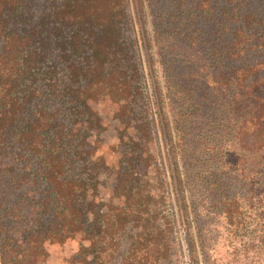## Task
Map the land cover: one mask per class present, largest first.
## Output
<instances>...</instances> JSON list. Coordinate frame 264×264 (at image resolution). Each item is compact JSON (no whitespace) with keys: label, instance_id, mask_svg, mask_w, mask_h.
<instances>
[{"label":"trees","instance_id":"1","mask_svg":"<svg viewBox=\"0 0 264 264\" xmlns=\"http://www.w3.org/2000/svg\"><path fill=\"white\" fill-rule=\"evenodd\" d=\"M178 1L192 11L130 39L125 0H0V264H39L67 241V264H181L175 221L189 264H264V238L236 244L248 215L264 226V0ZM138 39L166 179L143 122L112 163L94 139L103 104L132 126Z\"/></svg>","mask_w":264,"mask_h":264},{"label":"rangeland","instance_id":"2","mask_svg":"<svg viewBox=\"0 0 264 264\" xmlns=\"http://www.w3.org/2000/svg\"><path fill=\"white\" fill-rule=\"evenodd\" d=\"M158 1V4H156ZM196 1H193V4ZM165 9L161 5L160 0H125L124 8L127 14V27H126V35L128 38L132 39V35L139 38L141 29L144 28L145 36L147 38L153 39L154 30L161 31L159 23L163 24L164 19L167 15L171 14V17L178 13H187L192 11V4H188L186 2H179L178 0H164ZM161 8V11H160ZM139 11L143 14L144 23L139 20ZM160 11V13H159ZM170 17V18H171ZM222 22V21H221ZM220 21L218 24L221 23ZM145 26V27H144ZM216 28V25L210 27L213 31ZM131 35V36H130ZM138 56L137 60L141 64V70L143 72V78L141 82L142 96L141 100L137 104L136 113L134 114V120L132 126H130L129 120L120 119L117 115L116 107L110 104H103L99 107V113L101 116V130L99 133H95L94 139L96 140V146L98 147L99 154H102L108 163L114 162L116 159L115 156L123 146L124 143L127 142V137L130 136L131 132L134 128L135 122H143L147 127V132L149 135L145 137V143L143 144L142 152L144 156L150 154L154 158V164L162 167L164 177L167 178L166 166H165V149L162 140V134L159 127L158 116L156 113V104H155V85L151 82V77L147 72V57L141 49V44L138 39ZM155 50V49H154ZM149 55H151L156 60V54L154 52L149 51ZM150 65V64H149ZM156 72L157 79L156 84L159 83V72L157 70V62H156ZM160 68V66H159ZM153 80V79H152ZM113 183V176L110 171L105 172L100 178V195L102 200H106L110 195V188ZM173 196L170 195L169 200L167 201V214L169 217L177 218L176 207L173 203ZM202 216L200 218H205L207 216V212L200 211ZM205 214V216L203 215ZM192 218V217H191ZM245 223L243 224L241 231L237 234L236 244L238 247L244 245V243L248 242L253 236L264 238V226L261 229H258L257 233H254L257 229L255 224L252 222V215H248ZM208 219H212V217H208ZM204 222L207 220H203ZM178 221L174 223L173 235L176 238L177 245L176 252L178 254H182V262L181 264H189V260L186 254V248L183 243L182 229L178 225ZM210 243V242H209ZM212 244V243H211ZM258 246V243L255 244ZM47 255L44 259L40 260L39 264H67V260L74 254L76 250V243L67 241L63 243H57L54 245H45Z\"/></svg>","mask_w":264,"mask_h":264}]
</instances>
